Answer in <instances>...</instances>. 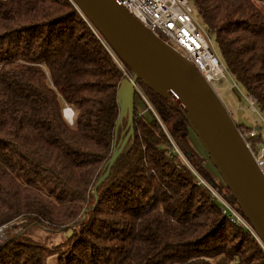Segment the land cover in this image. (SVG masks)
<instances>
[{"label": "trees", "instance_id": "trees-1", "mask_svg": "<svg viewBox=\"0 0 264 264\" xmlns=\"http://www.w3.org/2000/svg\"><path fill=\"white\" fill-rule=\"evenodd\" d=\"M189 1L228 72L264 114V0ZM85 19L71 0L0 1V227L25 219L66 232L72 247L62 264H264L263 243L223 215L168 152L155 118L137 108L134 137L97 186L115 149L124 76ZM140 84L194 170L214 184L211 160L193 147L182 112ZM260 139H250L257 151ZM27 242L22 253L5 246L0 264H47L55 255Z\"/></svg>", "mask_w": 264, "mask_h": 264}, {"label": "water", "instance_id": "water-1", "mask_svg": "<svg viewBox=\"0 0 264 264\" xmlns=\"http://www.w3.org/2000/svg\"><path fill=\"white\" fill-rule=\"evenodd\" d=\"M104 38L112 51L130 70L131 80L123 79L118 100L120 113L115 138L125 117L126 137L114 149L106 173L130 138L134 137L136 110L135 84L142 83L155 94L173 102L189 123L217 169L244 217L264 245V175L256 164L240 128H252L239 112L234 120L221 98L189 61L155 37L118 0H71ZM72 231L67 233L71 237Z\"/></svg>", "mask_w": 264, "mask_h": 264}, {"label": "built area", "instance_id": "built-area-1", "mask_svg": "<svg viewBox=\"0 0 264 264\" xmlns=\"http://www.w3.org/2000/svg\"><path fill=\"white\" fill-rule=\"evenodd\" d=\"M118 1L155 37L163 41L167 46L193 64L211 86H213L212 84L214 82H218L225 77V65L222 60H220V56L214 47L210 45L211 36L206 29L199 24L197 18L198 10L189 0ZM86 22L91 28L95 29L90 25L89 21L86 20ZM96 34L100 38L99 34ZM106 48L112 55L119 69L122 71L124 78L131 80L130 70L108 46H106ZM134 87L136 90V96L139 97L145 105V112L143 114L151 113L158 119L162 126V123L159 117H157L158 115L142 85L138 82ZM233 87H235V84ZM250 102L252 106L255 105V101L251 98ZM240 133L256 164L264 175V149L257 151L250 143V139L256 137V132L254 130L250 132L240 130ZM166 135L168 136V133H166ZM169 141L173 147H171L170 154L179 156V154H181L180 148H178L170 137ZM195 175L198 179L197 184L205 186L210 191L212 197L223 205V215L228 217L232 223L251 232L256 239L260 240L254 228L244 215H242L241 212L235 211L232 204L227 201H222L215 193H213L211 187H209L210 184L200 177L197 172ZM9 230L10 228L7 225L0 227V245L4 241L5 236H9Z\"/></svg>", "mask_w": 264, "mask_h": 264}, {"label": "rangeland", "instance_id": "rangeland-1", "mask_svg": "<svg viewBox=\"0 0 264 264\" xmlns=\"http://www.w3.org/2000/svg\"><path fill=\"white\" fill-rule=\"evenodd\" d=\"M0 1H3V0H0ZM197 18H199L198 15H197ZM198 22L202 26L200 19H198ZM210 45L212 47H214V49L218 53L217 41H216V38L214 35H211V37H210ZM220 60H221V57H220ZM223 64L225 65V63H223ZM234 84H235V87H233ZM212 85L215 88V91L217 92V94L221 98L222 102L224 103L225 107L227 108L228 112L231 114V116L234 120H237V115L240 111L243 112L242 113L243 119H245L246 121L251 123L253 130L261 138L260 139L261 143L258 145L259 150L261 151L262 149H264V114L261 113V111L258 110L255 105L252 106V104L250 102V98H248L246 96V93L240 87V85L236 84L235 79L228 72L226 65H225V77L218 82H214ZM141 101L142 100L139 97L136 98V108L139 110V112L145 110V106ZM151 104H152V102H151ZM152 106H153L154 110L156 111L153 104H152ZM63 113L66 114L67 118L71 121V123L74 122V118H73L74 113H73L71 108H67L66 110H64ZM156 113H157V115H158L157 117H159L164 129L161 126L158 119L155 118L152 114L146 113L144 115H145V118L147 120H153L155 118V120L158 122V124L163 129V132L165 134L168 133V136L170 137V139L173 142H175V140L169 134L165 122L162 120V118L160 117V115L157 111H156ZM127 124H128V117H125L120 128H119L118 134H117V139H116V143H115L116 148H119L122 145V143L126 137L128 130L126 132H124V131L126 130ZM168 136H167V139L169 141ZM191 138L193 139L192 140L193 141V143H192L193 147L195 146L197 150H199V147H201L202 150L204 151V153H206L204 148L201 146V143H199V141L197 140L196 135L192 133ZM168 143H170V141ZM175 144H176V142H175ZM166 147H167L168 152L170 153V150L173 148L171 146V143L167 144ZM144 149H145V147L143 148V151H144ZM180 153L181 154H179V156H177L179 161L184 163L191 170L192 173L196 174V171L194 170L193 164L188 160V158H186V156L184 155V153L181 150H180ZM205 155H206V159H207L208 156H207V154H205ZM144 162L146 163L147 161L144 160ZM210 162L208 160L207 167H209V168L211 167V169L213 170V175H214L213 178L215 179V181H214V184H212V185L210 184L209 187H211V190L213 191V193H215L222 201L229 202L230 204H232L233 209L235 211L240 212L238 210L239 208H238L236 202L234 201L235 202V205H234L232 199L229 198V196H227V194L225 193V191H224L225 188H221V184L224 183V181L222 180L220 175H218L215 168H213L212 163H211L212 166H209ZM205 165H206V162H205ZM150 173H154V171H150ZM5 225H7L10 228L9 236L8 235L5 236L4 241L0 245V251L5 246H7L8 249L5 251L6 253L10 252L11 250L14 252L22 253L24 251L23 249H25L23 247L30 246V244H25V243H29L27 241H30L32 243H36V244H39L42 246L45 245L43 247H49V249H52L54 251L55 255L50 256L47 259V264H62V261H64V258L67 255L66 251H70V249L72 247L70 240L64 236L66 233L64 231L56 232V233L48 232L45 229H43V227H41V226L29 225V223L25 219H18L15 221H11L10 223H7ZM3 226H1V227H3ZM236 226L239 227L238 225H236Z\"/></svg>", "mask_w": 264, "mask_h": 264}, {"label": "crops", "instance_id": "crops-1", "mask_svg": "<svg viewBox=\"0 0 264 264\" xmlns=\"http://www.w3.org/2000/svg\"><path fill=\"white\" fill-rule=\"evenodd\" d=\"M142 102V101H141ZM143 103V102H142ZM145 106V105H144ZM66 110V109H65ZM73 111V110H72ZM145 112V110L144 111H141L140 112V114L142 115L143 113ZM74 113V112H73ZM64 116H65V118H66V120L67 121H69L70 123H71V121L67 118V116H66V114L64 113ZM74 118V117H73ZM72 124V123H71ZM199 150L202 152V150H201V148L199 147Z\"/></svg>", "mask_w": 264, "mask_h": 264}, {"label": "bare ground", "instance_id": "bare-ground-1", "mask_svg": "<svg viewBox=\"0 0 264 264\" xmlns=\"http://www.w3.org/2000/svg\"><path fill=\"white\" fill-rule=\"evenodd\" d=\"M90 23V22H89ZM91 24V23H90ZM92 25V24H91ZM93 26V25H92ZM124 79H126V78H124ZM69 122V121H68Z\"/></svg>", "mask_w": 264, "mask_h": 264}]
</instances>
